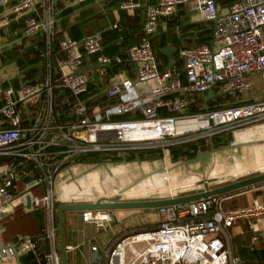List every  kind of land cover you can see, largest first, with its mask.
Here are the masks:
<instances>
[{"label":"built area","instance_id":"1","mask_svg":"<svg viewBox=\"0 0 264 264\" xmlns=\"http://www.w3.org/2000/svg\"><path fill=\"white\" fill-rule=\"evenodd\" d=\"M58 2L69 5V0H16L4 14L15 15V19L27 14L23 34L43 36L45 47L40 55L43 78L16 91L0 88V219L15 206L24 212L41 207L50 225L46 252H40L30 236L21 234L16 236L13 250L0 251V264L22 255H30L34 264H60L51 228L52 179L87 155L119 158L158 153L164 159L169 150L192 143L200 149L203 142L211 150L216 138L264 122V97L256 102L236 99L224 103L228 104L225 107H210L207 100L210 109L203 110V96L209 89L212 100L219 93L246 91L253 74H261L264 83V0H229L224 6L215 0H192L195 11L212 22V28L208 44L179 50L181 76L157 68L149 38L161 19L188 0H155L146 6L140 40L128 49L124 60L102 54L100 33H90L79 41L62 36L52 77L49 56ZM141 6V0L117 3L125 12ZM87 57L94 58L93 64H101L95 69L97 79L107 77L101 96L90 95V76L77 72ZM109 66H131L133 76L122 71L108 75L104 68ZM213 87H217L216 94ZM57 99L61 100L58 106ZM33 170L38 175L24 180ZM161 171L167 180L170 168ZM33 188H41V194L33 195ZM26 197L28 209L24 207ZM229 199L228 195L215 196L154 209L158 215L154 228L117 236L99 260L90 264H241L233 254L234 236L228 229L238 220H247L250 246L260 242L264 248V202L254 197L248 206L228 208L223 202L231 203ZM79 218L97 229L111 221L106 211H80ZM89 250L97 253L96 246L90 245Z\"/></svg>","mask_w":264,"mask_h":264},{"label":"crops","instance_id":"2","mask_svg":"<svg viewBox=\"0 0 264 264\" xmlns=\"http://www.w3.org/2000/svg\"><path fill=\"white\" fill-rule=\"evenodd\" d=\"M217 4H221L224 6L229 0H215ZM155 2V0H141L142 6H149L152 5ZM14 3L11 0H7L5 7L9 8ZM86 10L81 11V9L87 7ZM117 2H96L95 0H88L83 3H77L75 0H69L68 6H63L60 2H58L54 8V26L52 29V39H51V45H50V66H51V72L52 77L55 76V64L56 61L60 58V52L58 47V41L59 39L64 36H70L73 34L74 39L79 41L82 38L80 30L74 26L72 29V34L67 31V28L71 25L76 24L77 22L83 20L86 17H90L91 15L102 11V10H109L111 8H116ZM80 10L81 12H78L74 14L73 16L69 17V15L73 12H77ZM2 12V9L0 8V13ZM142 9L138 8L135 9L132 12H125V11H115L112 10L111 13L107 14V17L105 14H99L96 17L92 18L89 22L90 23V30H87V28L83 29L84 36L89 35L90 33H100L101 34V47L103 51V55L111 58L115 56L117 52L122 50L126 45L129 44H136L140 40V31L139 23L142 19L141 17ZM33 15V14H31ZM15 20V15H7V16H1L0 22H2V26H4L6 23ZM182 24L189 23L188 26L181 28L179 32H173L169 34V47L174 48L175 52L169 56V59L164 57L158 50L160 48L164 47V43L161 45L158 44L157 40L150 42V47L155 59L156 66L159 70H172L173 72H178L180 75L182 73V67L183 62L182 60L176 55H178L179 50L186 47H191L192 43H195L196 45L199 44H208L210 41V32L212 28V22L207 21L203 18L202 15L198 14L194 9V4L192 1H188L185 4L179 5L174 13L170 15L167 19H161L156 27V34L162 33L166 30L172 29L174 26H179L180 21ZM98 23V26H96L95 23ZM113 24H120L121 31L124 32V28L126 25L130 26H136L137 33L132 35L128 38L125 42H120L116 45H109L113 40L109 39V35L111 33H117L118 29H112L111 26ZM0 27V46H4L14 40H16L19 36L16 34V32L22 28V24H19L17 22H14L10 26V33L12 34V37H8V33L5 28ZM128 29V28H127ZM126 31V30H125ZM108 32V33H107ZM127 32V31H126ZM106 33L105 39L103 40L102 34ZM128 33V32H127ZM126 33V34H127ZM181 34L182 39V46H179L178 37L177 34ZM128 35V34H127ZM38 43L37 47L32 48L31 50L27 51L18 61V67L16 68L15 65L9 64L4 67L0 68V88L5 89L8 87H11L14 91H16L21 84H28L32 82H36L43 78V72H44V63L41 62L40 55L44 51V39L43 36H40L39 34H35L27 38L26 40L17 43L14 45L17 49L15 50V55L20 54L22 49L24 47L33 45ZM37 52V53H36ZM36 53V54H35ZM1 54V62L8 61L12 58L10 55L8 48H2L0 50ZM33 57H36L34 63L31 62ZM120 59L124 60L126 58V53H123L121 56H119ZM87 64L92 65L94 63L93 57H87L86 58ZM172 62V66L168 68V63ZM86 64L83 63L82 67H84ZM33 66V67H32ZM107 72V74L111 75L113 73H122L125 76L132 77V68L131 66L128 67H118V66H109L107 68H104ZM23 70V73L20 76H17V71ZM84 73H87L88 76H90V72L88 70L83 71ZM95 87L98 88L100 85V82L98 80V84H95L94 81L90 82ZM108 84V81L105 82V87ZM247 91V90H246ZM245 92V91H244ZM101 93V92H100ZM243 93V92H242ZM67 95V93H65ZM241 101H246L239 99ZM250 101V100H247ZM61 103L60 99L56 100V106H58ZM2 104V101L0 99V106ZM214 104V103H213ZM58 113H60V110H57ZM33 110H29V114H32ZM263 123V122H262ZM259 124V123H258ZM257 125V124H255ZM254 126V125H252ZM249 127V126H248ZM232 139V134L226 136H222L219 138H216L212 143V150L214 152L212 153L213 157L215 158L214 161H218V159H221V154L219 153L220 150H223L222 148L229 146L230 140ZM202 153H204L208 148L206 146H201ZM239 150H234L233 154H237ZM217 153V154H216ZM149 155L147 158L150 157H158V153H148ZM169 159H171V155L169 154ZM135 156V155H130ZM138 157V155H136ZM223 157H225L228 160H232L233 163L237 162L234 159V156H230L225 154ZM103 162L99 165H94V167H106L108 163H114L115 161L120 160V158H112L111 156H105L103 157ZM125 158V162L126 159ZM184 161L183 158H179L178 162ZM186 161V160H185ZM124 162V163H125ZM123 163V162H122ZM85 166L91 165L87 161H80L76 162L75 164L71 165L70 168L74 165H82ZM259 164H261L257 160H253V163L250 164L249 167H243L244 169H248L250 167H256ZM191 165L199 167V164H187V167H190ZM264 166V165H263ZM121 167V166H120ZM262 167V166H261ZM262 169V168H261ZM67 169L61 171L66 173ZM60 172V173H61ZM201 172V171H200ZM38 171L33 170L30 172L29 176L24 177V180H30L34 176L38 175ZM59 174V173H58ZM57 175V174H56ZM55 175L53 176L54 179ZM52 179V184H53ZM67 179V178H66ZM66 182H68L66 180ZM71 188V187H69ZM84 190V189H82ZM245 190V189H244ZM238 191L235 193L229 194L228 196L234 201H237V197L242 193H250V190L245 191ZM66 192V191H65ZM81 191L76 190L73 193H69L68 191L65 193L64 197L60 198V200H55V205L52 206V216H51V228H52V236H53V248L56 252V254L59 257L60 261V244H59V235L57 232L58 227V218H57V208L61 204H80V203H89L92 201L89 200H79L76 198H72L71 196L74 194H80ZM247 193V194H248ZM33 195H40L41 194V188H33L32 189ZM234 194V195H233ZM53 195V190H52ZM68 195V196H66ZM248 197V196H247ZM239 198V197H238ZM62 199V200H61ZM250 204L249 197L246 198L244 203L242 204L244 207L248 206ZM242 206V207H243ZM148 212L150 210H147ZM153 213L157 212L156 210H153ZM32 212V213H31ZM80 212V211H79ZM79 212H64L62 214V236H63V245L65 248V263L66 264H90L92 255L94 253H91L89 250L90 245L97 247V254L99 257H101L102 252L115 240L117 236H120L124 233H129L132 231H138L143 229H149L158 223V215L156 223L153 224L150 227L145 226H135L134 223H127L126 221L132 220L134 218L136 211L132 210H116V213L119 214L118 217L113 215V212L106 211L108 215L111 218V221L108 225H106L102 229H97L92 225L82 223L79 218ZM151 212V211H150ZM28 215L26 216V223L23 222H4L6 219L9 221H12V218L7 215L6 217L0 219V246L2 248H7L10 245L15 244L16 236L26 233H35V239H37V245L41 247L40 252L44 253L49 249V241L47 238V232L49 230V222L47 218V213L44 208H36L30 212H26ZM124 213V214H120ZM134 216V217H132ZM245 223H247V220H243ZM233 226V225H232ZM232 226L229 228L231 229ZM231 236H234L233 238H237V243L231 242V247L233 254L237 256L240 260V263L242 264V261L240 257L238 256L237 248H245V246L250 247V234L246 232L243 227L238 226L235 230L232 228ZM241 232H243L241 234ZM30 256V255H29ZM21 257V256H20ZM20 257L18 260V263L15 259H9L4 264H22L20 263ZM31 257V256H30ZM32 259V257H31ZM25 264V262L23 263ZM61 264V262H60Z\"/></svg>","mask_w":264,"mask_h":264},{"label":"rangeland","instance_id":"3","mask_svg":"<svg viewBox=\"0 0 264 264\" xmlns=\"http://www.w3.org/2000/svg\"><path fill=\"white\" fill-rule=\"evenodd\" d=\"M85 74L87 75V73ZM98 80L100 82L98 86L99 92H103L107 77L98 76ZM216 90L217 87H213L214 94L217 93ZM263 93L264 83L261 74L257 73L250 77V88L247 91L238 95H222L220 96L221 100L212 99L208 103L216 105L213 102L217 103L227 99H231L230 103H234L236 99L256 102L263 99ZM200 145L203 146V142H200ZM222 149L219 151L222 156L221 159L214 161L213 154H206L201 159L199 167L191 165L186 168L187 164L179 166L178 161L169 159L168 153L165 154L164 159L161 156L147 158L148 153H139L137 158L134 156L128 157L125 163L117 160L114 163L106 164V167L85 166L84 164L74 165L67 169L66 173L61 172L55 175L52 184V206L55 205V200H60L67 191L73 193L79 190L81 191L79 195L74 194L71 197L89 201H94L99 197L111 198L117 194H120L122 201L158 200L200 192L202 190V180H205L208 187L213 189L263 173L264 169L262 170L261 168L264 167V122L234 130L229 146ZM234 150L239 151H237V154H233ZM209 151L206 150L204 153H208ZM225 154L234 156L237 162L233 163L232 160L226 159L223 157ZM97 156H111L114 160L117 158L114 155L108 154H97ZM253 160H257L261 164L255 168H243L251 166L250 164L253 163ZM163 168H170V171L167 173V180H165L166 174L161 171ZM201 170L203 173L200 172ZM245 190H250V193H242L238 196L239 198H236L237 201L230 198L231 203L223 202V204L228 208L229 205L242 207V204L248 197L249 200L255 197L259 201L264 202V184ZM224 199L223 197L222 200ZM153 210L151 209V212L142 209L132 210L136 211L135 217L132 216L134 218L126 222L134 223L135 226L150 227L157 220V215L153 213ZM110 212H113V215L117 217L119 215L116 213V210H111ZM248 221L250 222V219ZM238 226L245 229L246 223L243 220L234 222L232 226L233 230L238 228ZM232 228L228 229L229 234L233 232ZM231 239V242H233L235 238L231 237ZM234 243H237V238L234 240ZM260 247L259 242L250 246V251L243 249L241 255L245 256L241 260L242 264H264V259L261 258V254L258 251L261 250Z\"/></svg>","mask_w":264,"mask_h":264},{"label":"water","instance_id":"4","mask_svg":"<svg viewBox=\"0 0 264 264\" xmlns=\"http://www.w3.org/2000/svg\"><path fill=\"white\" fill-rule=\"evenodd\" d=\"M96 2H100V1H104V2H119L120 0H95ZM188 1H192V0H188ZM7 0H0V8L2 9V12L0 13V17L3 16L6 11H8V8L5 7ZM12 2H16V0H12ZM88 8L85 7L83 9H81V11L86 10ZM146 6H141L142 9V14H141V21L139 23V28L141 29L144 23V10H145ZM112 10L115 11H120L119 7L116 6V8H111L109 10H102L99 11L93 15H91L90 17H86L83 20L77 22L74 25H71L67 28V31L69 32L73 26H76L80 32L82 37H84V32L83 29L87 28V30H90V23L89 22L92 18L96 17L99 14H105L107 17L108 13H111ZM80 10H78L77 12H73L69 15V17L73 16L74 14L81 12ZM27 16V14H23L21 16H19L17 19L10 21L8 23H6L4 26H2V28H5L7 33H8V37H12V34L10 33V26L14 23L17 22L19 24L23 23L24 18ZM180 21V25L179 26H174L172 29L166 30L162 33L156 34V30L154 32V34L149 38L150 42H153L155 40H157L158 44L161 45L162 43H164V47L160 48L158 51L167 59H169V56L171 54H173L175 52L174 48H170L169 47V34L173 33V32H179V30L181 28H184L186 26L189 25V23H185L182 24L181 20ZM97 27L98 23H95ZM16 34L19 36L16 40L4 45V46H0V50L2 48H8L10 55L12 56V58L8 61L5 62H1V54H0V68L4 67L6 65L9 64H14L15 67H18V61L19 59L29 50H31L34 47L38 46V43L24 47L22 49V51L20 52V54L15 55V50L17 49L16 47H14L15 44L20 43L24 40H26L27 38H29L34 34H31L29 36H26L23 34V29L20 28ZM120 38H118L117 40H115L114 42H112L109 45H116L126 39H128V35L126 34V32H119ZM140 35H141V31H140ZM178 37V42H179V46H182V39L181 34H177ZM133 44H129L126 45L122 50H120L119 52H117L115 54L116 57L121 56L123 53H126L128 51V49L132 46ZM196 44L192 43L191 47H195ZM85 66L81 67L77 70V72H83L85 70H88L90 72V77L88 79L89 82L94 81L95 84H98V79H97V75H96V71L95 69L99 66H101V64H92V65H88L87 61H85ZM168 68H170L172 66V62L168 63ZM33 67V66H32ZM23 73V70H18L17 71V76H20ZM23 85V84H21ZM104 92H101L99 95H103ZM221 94H216V96H220ZM213 97L212 95V91L209 89L206 94L203 96V102H204V107L203 110L207 111L210 109V107H208L205 102L207 100H210ZM228 104H223L220 105L222 107L227 106ZM214 152V150H210L208 153H202L201 151H198L195 155V157L191 160L188 161H181L179 162V166L183 165V164H195L198 163L199 165H201V159L206 155V154H212ZM179 153V152H178ZM129 157V156H120V160L124 163L125 162V158ZM135 158H137V156H134ZM264 184V172L260 173V174H256L253 176H250L248 178H244L238 181H234L231 182L229 184L217 187V188H213L210 189V187H208V184L205 180H202V190L200 192L197 193H193V194H189V195H184V196H179V197H170V198H166V199H158V200H143V201H122L121 200V196L120 194H117L111 198H105V197H99L96 200L89 202V203H80V204H61L58 206L57 208V218H58V227H57V232L59 235V244H60V262L61 264H66L65 263V248L63 245V236H62V214L64 212H79V211H85V210H89V211H111V210H137V209H142V210H151V209H158L161 207H167V206H178V205H182L185 204L187 202H192V201H197V200H201V199H206V198H210V197H215V196H225V195H229L250 187H255L257 185H261ZM25 209L29 208V198L26 197L25 198ZM15 244L10 245L9 249H14ZM5 248H2V246H0V251L3 250ZM20 256H16L14 259L16 260V262L18 263ZM99 260V256L97 253H94L92 255L91 261L92 263H95Z\"/></svg>","mask_w":264,"mask_h":264},{"label":"trees","instance_id":"5","mask_svg":"<svg viewBox=\"0 0 264 264\" xmlns=\"http://www.w3.org/2000/svg\"><path fill=\"white\" fill-rule=\"evenodd\" d=\"M74 27V26H73ZM73 27H72V29H73ZM125 27H127L126 29L124 28V31L128 34V38L129 37H131L132 35H134V34H136L137 33V29L136 28H138V27H134V26H130V25H126ZM72 29L69 31V33H71L72 34ZM116 29H118V31H117V33H111L110 35H109V39L110 40H113V41H115V40H117L118 38H120V35H119V32H123V31H121V26H120V24H117V28ZM108 33V32H107ZM105 35H106V33H104V34H102V37H103V40L105 39ZM72 37H74V35L72 34L71 35ZM75 38V37H74ZM128 39H126V40H124V41H122V42H125V41H127ZM121 42V43H122ZM37 53V52H36ZM35 53V54H36ZM102 53H103V51H102ZM37 58L36 57H33V59L31 60V62L32 63H34L35 62V60H36ZM181 76V75H180ZM88 93L90 94V95H94V94H99L100 92H99V88H97V87H95L93 84H91V83H89L88 84ZM221 100V97L220 96H216V97H214V100ZM228 100V99H227ZM227 100H222V101H220V102H213V103H215L216 105H218V103H220V104H224V103H230V101H231V99H229L228 101ZM219 104V105H220ZM218 105V106H219ZM213 105H210V107H212ZM198 151H201L202 152V150H201V148L199 149L197 146H196V144H187V145H184V146H182V147H180V148H178V149H171V150H169V154L171 155V160H173V161H179V158H183L184 159V161L186 160V161H188V160H191V159H193L194 157H195V155H196V153L198 152ZM179 152V153H178ZM103 157H99V156H97V154H90V155H87L85 158H83V161H87V162H89L91 165H99V164H101L102 162H103ZM32 213V212H31ZM28 214L26 213V212H24L22 209H21V207L20 206H15L14 207V209H13V211L11 212V214H9V217H11L12 218V221H9L8 219H6L4 222H17V223H19V222H25L26 221V216H27ZM26 223V222H25ZM156 226V225H155ZM155 226H153V227H151V228H154ZM150 229V228H149ZM23 234H27L28 236H30L31 237V239L34 241V242H36V244H37V239H35V236H34V234L35 233H23ZM39 247V250H41V247L40 246H38ZM243 249H248V251H250V247H247V246H245V248H240V247H238L237 248V253H238V256L240 257V259L242 260V259H244V256L245 255H241V253L243 252L242 250ZM260 249L261 250H258L259 251V254H261V258L262 259H264V248H262V247H260ZM243 256V257H242ZM25 262V264H34L33 263V261H32V259H31V257L29 256V255H22L21 257H20V263H24ZM264 262V261H263Z\"/></svg>","mask_w":264,"mask_h":264},{"label":"bare ground","instance_id":"6","mask_svg":"<svg viewBox=\"0 0 264 264\" xmlns=\"http://www.w3.org/2000/svg\"><path fill=\"white\" fill-rule=\"evenodd\" d=\"M262 169H264V167H262Z\"/></svg>","mask_w":264,"mask_h":264}]
</instances>
